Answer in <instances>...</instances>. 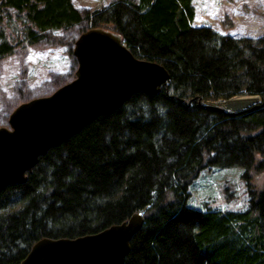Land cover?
Masks as SVG:
<instances>
[{
	"label": "trees",
	"instance_id": "1",
	"mask_svg": "<svg viewBox=\"0 0 264 264\" xmlns=\"http://www.w3.org/2000/svg\"><path fill=\"white\" fill-rule=\"evenodd\" d=\"M21 35L0 28V58L22 38L86 23L117 32L136 57L161 64L167 85L133 94L39 156L22 184L0 190V264H19L41 238H76L142 217L123 264H264V186L243 211L196 209L189 186L205 168L264 169V35L192 26L191 0H0ZM78 34V35H79ZM247 95V107L226 112ZM200 103V104H199ZM202 103V105H201Z\"/></svg>",
	"mask_w": 264,
	"mask_h": 264
},
{
	"label": "water",
	"instance_id": "2",
	"mask_svg": "<svg viewBox=\"0 0 264 264\" xmlns=\"http://www.w3.org/2000/svg\"><path fill=\"white\" fill-rule=\"evenodd\" d=\"M72 53L75 77L48 96L18 104L8 116V127H0V190L24 183L39 156L98 116L118 109L135 93L154 95L168 82L161 64L136 58L115 31L96 27L81 32ZM141 224V215L134 213L97 233L44 237L19 264H123Z\"/></svg>",
	"mask_w": 264,
	"mask_h": 264
},
{
	"label": "rangeland",
	"instance_id": "3",
	"mask_svg": "<svg viewBox=\"0 0 264 264\" xmlns=\"http://www.w3.org/2000/svg\"><path fill=\"white\" fill-rule=\"evenodd\" d=\"M113 0H71L79 11L95 10ZM192 26H207L221 35L257 39L264 35V0H191ZM0 22L6 35H21L20 18ZM86 23L69 29H53L37 43L20 38L11 53L0 58V127H8L10 112L20 103L48 96L75 77L77 61L72 53L74 41ZM247 95L228 103L206 101L230 111L250 105ZM240 167L205 168L189 186L188 205L196 209L243 211L248 206L250 189L264 186V169L254 167L242 176Z\"/></svg>",
	"mask_w": 264,
	"mask_h": 264
},
{
	"label": "built area",
	"instance_id": "4",
	"mask_svg": "<svg viewBox=\"0 0 264 264\" xmlns=\"http://www.w3.org/2000/svg\"><path fill=\"white\" fill-rule=\"evenodd\" d=\"M217 102L221 103V101H217Z\"/></svg>",
	"mask_w": 264,
	"mask_h": 264
}]
</instances>
